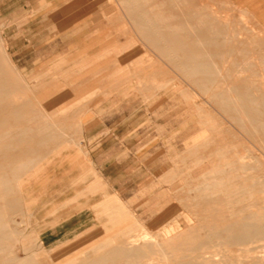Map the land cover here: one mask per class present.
I'll return each mask as SVG.
<instances>
[{
    "label": "rangeland",
    "instance_id": "1",
    "mask_svg": "<svg viewBox=\"0 0 264 264\" xmlns=\"http://www.w3.org/2000/svg\"><path fill=\"white\" fill-rule=\"evenodd\" d=\"M73 1L0 0L1 209L15 233L0 263L210 264L264 245L221 236L263 212L264 0H82L71 25L49 20ZM202 18L212 27H174ZM94 172L123 200L120 224L95 228ZM166 229L185 235L162 242Z\"/></svg>",
    "mask_w": 264,
    "mask_h": 264
},
{
    "label": "bare ground",
    "instance_id": "2",
    "mask_svg": "<svg viewBox=\"0 0 264 264\" xmlns=\"http://www.w3.org/2000/svg\"><path fill=\"white\" fill-rule=\"evenodd\" d=\"M149 1V0H148ZM165 0H159V3L163 4ZM180 3V2H178ZM157 4V3H156ZM159 4V6H160ZM158 5V4H157ZM156 5V6H157ZM182 5V4H181ZM193 7V6H192ZM150 8V7H149ZM153 8V6H152ZM186 8V7H185ZM192 10V9H191ZM182 13V12H181ZM159 15V14H158ZM171 15V14H170ZM203 15V14H202ZM201 15V16H202ZM206 16V15H205ZM171 17H174V16H171ZM159 18H160V15H159ZM168 18V16H167ZM170 18V17H169ZM161 19V18H160ZM148 20V19H147ZM163 20V18L161 19ZM161 20H158L159 22ZM186 21V20H185ZM211 20H206L204 18L200 19L199 20V23L198 25H196L195 23H192V22H180V21H176L175 24H174V27L176 30H188V31H196L197 29L199 30H206L208 27H207V24L209 26V28H211L213 25L211 22ZM226 22V21H225ZM173 27V28H174ZM169 29V28H168ZM176 31V32H178ZM195 47H205L206 44L201 42V41H198L195 45ZM6 47V46H5ZM239 52V51H238ZM214 63V61H213ZM215 64V63H214ZM213 64V65H214ZM203 65L202 62H199L197 61V65L196 67H194L193 69L195 71H198L200 70L199 66ZM229 87V86H228ZM210 88V87H209ZM256 88V87H255ZM259 89V88H258ZM211 91V90H210ZM212 95V94H211ZM221 101V100H220ZM221 107V106H220ZM225 112V111H224ZM232 122V121H231ZM1 137L3 136H0V139ZM205 137V136H204ZM203 137V138H204ZM197 138V137H196ZM202 138V139H203ZM199 141V139H198ZM195 144V142H194ZM207 144V143H206ZM197 145V144H196ZM194 146V145H193ZM195 149V148H193ZM220 150V148L218 149ZM222 151V150H221ZM191 153V152H190ZM189 153V154H190ZM193 153V152H192ZM195 153V152H194ZM217 155H218V151H216ZM225 154V153H224ZM222 154V155H224ZM203 155V154H202ZM253 156V155H252ZM259 156V155H258ZM258 156H253L252 158L254 160H256V162L261 165L263 164V160L259 159ZM222 159V158H221ZM207 160V159H206ZM225 162V161H224ZM223 162V163H224ZM222 163V164H223ZM236 163V162H235ZM26 164V163H25ZM230 163H226L225 165H229ZM231 166V165H230ZM225 167V166H224ZM241 169V168H240ZM225 171V168H220V167H217V168H214L211 172L214 174V175H221L223 172ZM211 172H210V175H211ZM251 172V171H250ZM254 172V171H252ZM252 174V173H250ZM209 175V174H208ZM205 177V176H204ZM252 180V179H251ZM250 180V181H251ZM253 181V180H252ZM259 181V180H258ZM178 182V181H177ZM176 182V183H177ZM202 184V183H201ZM199 185V184H198ZM222 185V178H217L214 176V178H212V180L210 179V181L207 179L205 182H203V185L201 187V189L203 191H206V190H212L213 187H218ZM253 185H254V182H253ZM251 185V186H253ZM255 185H259L260 187L263 186V182L260 181V182H255ZM189 186V185H188ZM197 187V186H195ZM237 187V186H235ZM244 188V187H243ZM12 190V185L10 183V181L8 180V178H6L5 176H2L0 175V253L1 252H9V250L7 249L8 248V245L9 243L11 242V239H13L15 233H13L12 231L10 232L8 230L9 226H8V220H7V217H6V213L1 209L2 208V203L4 201H6V197L9 196L10 192ZM188 191V190H187ZM246 191V190H245ZM264 191V189L262 190ZM191 192V190H190ZM189 193V192H187ZM219 193V192H218ZM251 194V193H250ZM245 195V194H244ZM208 196V195H207ZM227 203V202H226ZM197 205V204H196ZM192 206V205H191ZM253 206V205H252ZM198 207V206H197ZM260 207L261 209L263 210V212H257V211H252L250 212L249 215L245 216L244 219H251V222H247L246 224H240L238 223V221H236V225L234 227H232L234 229L235 232H232L230 235H225V234H222L221 232V236H225V238H230V239H237L239 241L240 244H245V243H248V242H252V243H255V242H264V200L261 201V204H260ZM178 208H180V206H178ZM191 213V211H189ZM179 213V212H178ZM184 213V212H183ZM194 213V212H193ZM180 214V213H179ZM186 214V213H185ZM231 217V216H230ZM229 217V218H230ZM179 220V218H177ZM181 219H183L181 217ZM219 220V219H218ZM223 220V218H222ZM173 221V220H172ZM182 221V220H181ZM217 221V220H216ZM178 222V221H177ZM187 222V225L188 226H193L194 225V220L190 219L189 217L185 218L182 222V225H184V223ZM170 223V222H169ZM173 223V222H172ZM165 224V223H164ZM171 224V223H170ZM167 225V224H166ZM228 229L230 228H221V231L224 233L225 231H227ZM178 230V229H177ZM176 229H173V230H170V229H166L163 231V233H161V235L159 236L160 240L163 241H169V240H180V238L184 237V233L183 232H177ZM181 230V229H180ZM83 232V231H82ZM112 232H115L114 231H110L108 233H106V237H103V238H99L98 240H96L95 242L93 243H90L88 244L89 246H93L95 245L98 241L100 240H105L107 239L111 234ZM124 234V233H123ZM153 240V239H152ZM22 242V241H21ZM24 242V241H23ZM22 242V243H23ZM157 243V242H156ZM20 244V243H19ZM157 244H160V243H157ZM88 251V250H87ZM235 251H241L242 253H244V258H241V257H231L230 259L229 258H214V260H209L208 262H210V264H264V245L262 244H259V245H256V246H248L247 248H243V249H235ZM252 252H256V255H251ZM8 254V253H7ZM44 255V254H43ZM39 256V255H38ZM45 256V255H44ZM42 256V257H44ZM65 256V255H64ZM89 255H87L88 257ZM37 257V256H36ZM40 257V256H39ZM46 257V256H45ZM69 256H66L64 259H68ZM38 259V258H37ZM41 259V258H40ZM63 259V260H64ZM43 261V260H42ZM45 261V260H44ZM43 261V262H44ZM41 262V261H40ZM42 262V263H43ZM57 263H61L62 261L57 260L56 261ZM0 264H26V262L22 261V262H15L14 263V259L13 257H10V256H7L5 259H3L1 261Z\"/></svg>",
    "mask_w": 264,
    "mask_h": 264
},
{
    "label": "crops",
    "instance_id": "3",
    "mask_svg": "<svg viewBox=\"0 0 264 264\" xmlns=\"http://www.w3.org/2000/svg\"><path fill=\"white\" fill-rule=\"evenodd\" d=\"M82 0H74L72 3H67L64 4L61 9L64 11L62 12L61 15H56V16H51L49 17V20H51L52 22H54L55 25L60 26V28H63V25H71L74 21H76L82 14V10L79 9ZM44 1L40 2L41 5H43ZM45 4V3H44ZM90 5H99L98 0L93 1ZM42 7V6H41ZM56 7V4L54 2H50L46 4V8H54ZM92 13L91 20H96L98 19V12H96V10H94L93 8L90 7V9H88V11H86V13L84 15H88ZM86 22H84V24H82L81 26H75L73 28V32L71 34V36L73 37L80 34V32H82V30H84L86 28ZM61 28V29H62ZM197 58L193 57V61H194V67H196L197 65ZM193 67V68H194ZM91 182H93L92 185V189L96 188L98 190H100L99 196L102 198V200L97 204L99 205V207H101V213L104 214V216L106 217V221L103 223H99L97 224V222H99L100 218L97 217L96 221H94L93 224H95V228H99V229H104V228H108L112 222H118L117 224H120L121 220L124 219L125 217V210H124V202L123 200L120 201V197L118 195V193L112 194L108 183L103 180V178L97 174L96 172H94V177L90 180ZM121 205V206H120ZM123 218V219H122ZM124 222V221H123Z\"/></svg>",
    "mask_w": 264,
    "mask_h": 264
}]
</instances>
